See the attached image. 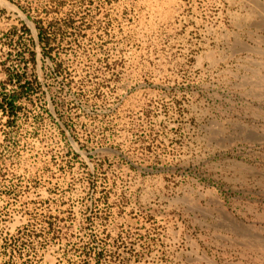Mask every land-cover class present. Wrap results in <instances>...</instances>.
I'll list each match as a JSON object with an SVG mask.
<instances>
[{"label":"rangeland","instance_id":"rangeland-1","mask_svg":"<svg viewBox=\"0 0 264 264\" xmlns=\"http://www.w3.org/2000/svg\"><path fill=\"white\" fill-rule=\"evenodd\" d=\"M0 2V264H264V0Z\"/></svg>","mask_w":264,"mask_h":264},{"label":"bare ground","instance_id":"bare-ground-1","mask_svg":"<svg viewBox=\"0 0 264 264\" xmlns=\"http://www.w3.org/2000/svg\"><path fill=\"white\" fill-rule=\"evenodd\" d=\"M0 2L3 3V4L5 3V4L9 5V3L6 0H0Z\"/></svg>","mask_w":264,"mask_h":264}]
</instances>
